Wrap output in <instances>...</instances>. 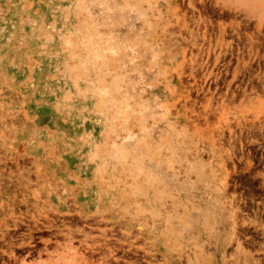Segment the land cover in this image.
I'll return each mask as SVG.
<instances>
[{
    "label": "rangeland",
    "instance_id": "rangeland-1",
    "mask_svg": "<svg viewBox=\"0 0 264 264\" xmlns=\"http://www.w3.org/2000/svg\"><path fill=\"white\" fill-rule=\"evenodd\" d=\"M259 156L264 0H0V264H252Z\"/></svg>",
    "mask_w": 264,
    "mask_h": 264
},
{
    "label": "flooded vegetation",
    "instance_id": "flooded-vegetation-1",
    "mask_svg": "<svg viewBox=\"0 0 264 264\" xmlns=\"http://www.w3.org/2000/svg\"><path fill=\"white\" fill-rule=\"evenodd\" d=\"M264 159L262 156L254 158L251 161L253 168L257 167ZM237 185H240L238 183ZM238 195H244L240 199L239 210L242 214L241 218H247L255 220V224H249L247 230L251 232V235H243L242 241L248 246L252 254H261V257H255L254 259L264 260V188L260 185H254L252 187H240L236 192ZM262 226V228L260 227Z\"/></svg>",
    "mask_w": 264,
    "mask_h": 264
},
{
    "label": "bare ground",
    "instance_id": "bare-ground-1",
    "mask_svg": "<svg viewBox=\"0 0 264 264\" xmlns=\"http://www.w3.org/2000/svg\"><path fill=\"white\" fill-rule=\"evenodd\" d=\"M261 228H262V227H261ZM263 228H264V227H263ZM237 247H238L239 250L242 249L240 243H237ZM244 257H245V259H247V260H249L250 262H252V264H259V263H258V260H257V259H254V258L252 257V255L249 254L248 252H246V253L244 254Z\"/></svg>",
    "mask_w": 264,
    "mask_h": 264
}]
</instances>
